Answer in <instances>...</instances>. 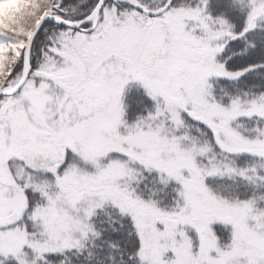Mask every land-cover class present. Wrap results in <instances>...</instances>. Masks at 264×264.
<instances>
[{
	"label": "snow or ice",
	"instance_id": "6c2138e0",
	"mask_svg": "<svg viewBox=\"0 0 264 264\" xmlns=\"http://www.w3.org/2000/svg\"><path fill=\"white\" fill-rule=\"evenodd\" d=\"M0 264H264V0H0Z\"/></svg>",
	"mask_w": 264,
	"mask_h": 264
}]
</instances>
